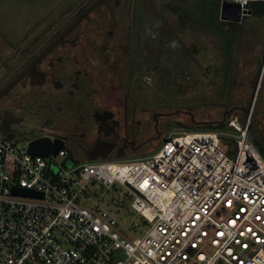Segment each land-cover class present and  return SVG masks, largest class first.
Masks as SVG:
<instances>
[{
    "label": "built area",
    "instance_id": "1",
    "mask_svg": "<svg viewBox=\"0 0 264 264\" xmlns=\"http://www.w3.org/2000/svg\"><path fill=\"white\" fill-rule=\"evenodd\" d=\"M249 2L227 0L224 17L242 18ZM248 121L230 120L225 144L177 127L150 157L84 163L0 135V264H264V160ZM96 183L123 191L144 225L100 210L86 193Z\"/></svg>",
    "mask_w": 264,
    "mask_h": 264
},
{
    "label": "flooded vegetation",
    "instance_id": "2",
    "mask_svg": "<svg viewBox=\"0 0 264 264\" xmlns=\"http://www.w3.org/2000/svg\"><path fill=\"white\" fill-rule=\"evenodd\" d=\"M6 1L19 0H0V12ZM167 3L175 0H73L33 21L9 12L0 18V24L21 26V33L0 29V135L18 144L58 139L72 161L84 163L152 150L162 143L173 116L185 117L187 123L176 127L186 129L218 127L235 112L247 113L264 48L247 81L232 82L228 104L208 115L216 120H206L205 111L194 105L168 110L171 102L162 88L185 83L170 73L186 74L191 83L196 69L202 72L198 58L207 50L200 41H212L216 31L204 4L199 9L192 2L187 17L178 18L165 10ZM223 8V0L215 2L211 17L226 30L253 16L248 7L250 15L230 21L222 16ZM236 63L235 71H245L244 61Z\"/></svg>",
    "mask_w": 264,
    "mask_h": 264
},
{
    "label": "rangeland",
    "instance_id": "3",
    "mask_svg": "<svg viewBox=\"0 0 264 264\" xmlns=\"http://www.w3.org/2000/svg\"><path fill=\"white\" fill-rule=\"evenodd\" d=\"M71 1L73 0H19V1H15L13 5L11 3H7L6 1L5 3L2 4L4 5L5 10L0 12V18L8 17V12H9L11 13V15H13L19 20L23 18L26 21L27 19L33 21L34 19L41 17L45 12H48L49 9L52 10L53 8H57V12H58L66 5H69ZM159 1L161 2L165 1L166 3L169 0H159ZM192 2H195L196 5H198V8L199 5L202 4H204V6L206 7L205 13L206 16H209L210 18V26L211 28H214L216 31L215 39H213L212 41L210 40V42L200 41V44L204 42V46L207 48V50L205 52L204 57L198 58V60L203 64L201 65L202 72H199L198 69L200 68H197L196 69L197 71L194 72V74L190 78L191 83L194 80L198 81L197 86L193 87L191 86V83L188 84L189 81L188 78L186 77V74H183L181 72L173 73V74L170 73V76H175L176 79L178 80L183 79L185 83L179 84V86L181 87L178 88H172V87L166 88V86L163 87L162 90L166 92L165 95L163 94L164 95L163 98L164 99L168 98L169 99L168 101L171 102V105H168L171 108V109L168 108V110L171 112H176L178 110L186 111L188 108H191L194 105L195 107L197 108L200 107L201 110H204L205 111L204 114H206L207 116L209 114L214 115V113L216 112L215 110H217L220 106H224L228 104L232 82L235 81L236 85H238L239 82L247 81V79L250 77L251 74L248 71L250 70V68L251 69L252 67L254 68V64L257 65L258 58H260L264 48V15L260 17L253 14L252 17H244L243 25L240 26L238 29L228 28L226 30V28L224 27L219 28L216 25H214L213 18L211 17L214 9L213 0H175V3L173 4H168V3L165 4V8L170 7V9H165V10L173 11L174 13L171 14L174 15V17H178V18L187 17L188 15L187 8L189 7V5L192 4ZM223 12H224V8H223ZM14 27L15 25L10 26L7 24H0V29L4 30V32L10 33V31H14L21 33L20 25H18L16 28ZM230 29L235 31L236 37L235 36L234 37H235V42L238 44V45L236 44L237 47L236 45H234L235 47L234 46L232 47L234 40L233 37L234 33L232 34ZM0 49H1V44H0ZM230 52H231L230 54L231 56L229 57L228 54ZM254 60H256V63H254ZM235 61L237 62L236 64H238V62L239 64H241L242 61H244L246 63L245 71L243 72L242 70L235 71L236 68L235 69L233 68ZM165 75L166 74H163L161 76H164L166 78ZM164 77H162L161 80H163ZM186 78L188 82L185 81ZM249 92L250 91H248V93ZM222 93L224 94L223 95L224 97L219 96ZM234 93L236 94L239 93L238 87L234 90ZM226 101L227 104H225ZM256 112H258V116L262 119L260 125L257 126L258 128L256 133L259 136L260 142L264 146V76L262 78L260 89L258 91L255 103L252 105L251 109L247 113L241 114L239 112H235L227 120L226 124H224L226 125V127H224L223 129L214 130V129H209L207 127H202V128H193V129L187 128L186 130L187 131L214 130L219 134V137L225 144L228 143L227 139H229L227 133L235 134L234 131L227 128L228 122L232 120L234 117H236L240 123H243L246 120V118H248L249 119L248 132H249L251 125H253V116ZM206 120L211 121L216 119L208 116ZM164 121L165 120H162V122ZM167 122L169 123L164 128L163 141L166 140L168 137H170L174 131H177L176 126H178V123L182 122L185 124L187 123V119L181 116H173L169 120H167ZM212 128H217V127H212ZM160 139L162 140V135ZM161 144L162 143H160L157 147L153 148L152 150L141 153L139 155L119 158V159L137 160V159L150 157L161 148L162 146ZM18 145L25 146L24 143ZM224 152L230 157L233 156V153L230 151V148L227 147L224 148ZM61 158L62 155L58 156V159ZM262 158L264 160V156H262ZM71 164L72 163L70 161L67 162V165L71 166ZM94 186L96 188V191L95 190L91 191L90 188L88 192L86 191V193L89 195L92 202L96 201L98 205H100V210H108L113 212L116 218L124 225L128 224L131 219L140 225H144L142 219L136 214L135 211H133L130 208L129 203L131 202V199L128 198L126 201H123L124 198L123 191H120L118 188H115V190L107 189L106 187L100 186V184L98 183L94 184ZM121 200L123 201V203ZM89 206L94 207L93 204L91 203H89ZM117 206H122L123 209L121 212L115 210V207ZM125 233L128 234L130 238H132V236H130L129 233H127L126 231ZM135 233L137 235L141 234L139 230H136Z\"/></svg>",
    "mask_w": 264,
    "mask_h": 264
},
{
    "label": "water",
    "instance_id": "4",
    "mask_svg": "<svg viewBox=\"0 0 264 264\" xmlns=\"http://www.w3.org/2000/svg\"><path fill=\"white\" fill-rule=\"evenodd\" d=\"M250 1H264V0H250ZM223 3H227V0H223ZM237 5V4H235ZM237 7L239 8V5H237ZM243 15H250L251 11L250 10H243ZM223 16V15H222ZM241 19L240 17V13H238L237 18L235 19L236 21H239ZM263 72H264V51L262 54V59H261V65L258 69L257 72V76H256V81L253 85V91H252V96H251V100H250V107H252L259 88H260V82L263 76ZM2 136H4L6 139L11 140L12 138L8 137L7 135L3 134ZM16 144H18L17 142H15ZM26 149H27V153L30 155H34V156H42V157H47L50 153L52 154H57L58 151L61 149L62 145L61 142L58 139H54V138H49V137H39V138H33L31 140H26L24 142ZM12 193L13 194H19V195H24V196H33L36 195V193L25 190V189H18V188H13L12 189ZM38 196L41 197V194H37Z\"/></svg>",
    "mask_w": 264,
    "mask_h": 264
},
{
    "label": "trees",
    "instance_id": "5",
    "mask_svg": "<svg viewBox=\"0 0 264 264\" xmlns=\"http://www.w3.org/2000/svg\"><path fill=\"white\" fill-rule=\"evenodd\" d=\"M220 1L221 0H213V6L215 7V2H220ZM248 7L253 11L254 15L260 16V17H262L264 15V1H251L248 3ZM228 55L230 56V53ZM261 121H262V119L258 116V112H256L253 116V125H251L248 133H249V137L251 138L253 143L256 145L260 154L262 156H264V146L260 142L259 136L256 133L257 128H258L257 126L260 125ZM224 127H226V125H221V126H218L217 128H212V127H207V128L219 130V129H223ZM255 127H256V130H255ZM207 128H205V129H207ZM188 129H193V128H188ZM190 131H192V130H190Z\"/></svg>",
    "mask_w": 264,
    "mask_h": 264
}]
</instances>
